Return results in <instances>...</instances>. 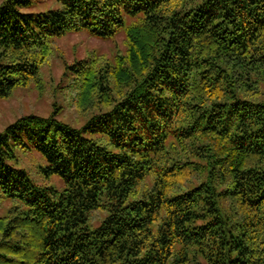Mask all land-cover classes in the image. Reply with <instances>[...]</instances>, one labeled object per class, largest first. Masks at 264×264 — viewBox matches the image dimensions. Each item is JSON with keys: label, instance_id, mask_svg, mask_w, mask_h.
I'll return each instance as SVG.
<instances>
[{"label": "trees", "instance_id": "trees-1", "mask_svg": "<svg viewBox=\"0 0 264 264\" xmlns=\"http://www.w3.org/2000/svg\"><path fill=\"white\" fill-rule=\"evenodd\" d=\"M56 1L0 3V98L69 33L126 49L65 64L82 125L55 107L0 131V264H264V0Z\"/></svg>", "mask_w": 264, "mask_h": 264}, {"label": "rangeland", "instance_id": "rangeland-1", "mask_svg": "<svg viewBox=\"0 0 264 264\" xmlns=\"http://www.w3.org/2000/svg\"><path fill=\"white\" fill-rule=\"evenodd\" d=\"M4 0H0L2 3ZM58 7L56 0H32L29 6L21 7L22 12H41ZM56 50L41 71V86L35 83L27 87L17 88L9 98H0V131L16 118L37 113L49 115L55 107L58 108V118L74 126L82 125L90 116L91 111H82L75 103L73 93L65 87L67 80L63 79L66 63L82 59L92 50L113 58L126 49V34L119 32L113 38H102L91 35L88 31L72 32L55 41ZM16 165L25 168L30 177L38 184H55L62 187L58 176L48 177L40 169L42 161L35 150L17 151ZM11 205L10 200L0 198V214H4Z\"/></svg>", "mask_w": 264, "mask_h": 264}]
</instances>
